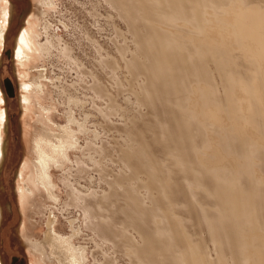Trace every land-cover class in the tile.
Returning a JSON list of instances; mask_svg holds the SVG:
<instances>
[{"label":"rangeland","instance_id":"obj_1","mask_svg":"<svg viewBox=\"0 0 264 264\" xmlns=\"http://www.w3.org/2000/svg\"><path fill=\"white\" fill-rule=\"evenodd\" d=\"M53 1L55 8L41 17L39 26L41 43L48 40L43 26H49L52 47L45 56L31 59L32 63L24 60L23 65L13 54L16 35L30 26L38 1L4 0L9 12L3 36L6 44L0 43V84L6 97L0 106L8 110L3 128L5 157L0 167L4 211L0 256L4 264H37L25 236L43 240L51 214L59 218L57 233L72 236L73 244L85 250L84 264H173L164 243H159L163 228L173 229V234L183 230L191 243L209 254L212 264H219L206 223V216L217 214V206L208 192L196 187L195 178L208 185L214 172L226 176L236 172L247 185L256 162H242L240 155L236 164L228 166L196 162L195 152L202 150L209 130L215 131L223 153L229 147V138L218 136L216 123L185 116L186 89L203 65L191 60L186 67L177 61L174 76L161 78L159 85L152 86L147 64H142L145 53L140 50V44L149 39L146 18L151 17H142L140 6L124 3L126 0H118L121 7L111 0ZM252 3L264 5V0ZM28 65L34 67L33 74L27 72L31 70ZM205 70L212 74L215 66L206 63ZM25 73L27 78L38 77L43 92L36 94L51 110L43 112L33 92V111H24L19 76ZM6 79L13 83L14 95L6 91ZM41 122L55 130L70 123L75 144H79L69 151L63 166L53 168L58 202L35 188L30 196L25 194L33 189L30 170L19 187L24 163L33 161L32 137ZM234 148L241 151L239 141ZM261 151L257 155L264 165ZM208 155L212 157L213 152ZM166 178L169 185L162 191ZM254 188L252 204L264 221V186L255 183ZM175 239L179 245L172 248L174 254L181 249V239ZM226 244L225 264H236L237 257Z\"/></svg>","mask_w":264,"mask_h":264},{"label":"bare ground","instance_id":"obj_2","mask_svg":"<svg viewBox=\"0 0 264 264\" xmlns=\"http://www.w3.org/2000/svg\"><path fill=\"white\" fill-rule=\"evenodd\" d=\"M36 1L38 2L34 6L37 10L30 26H25L16 35L13 54L23 65L24 60L32 63L31 59L45 56L52 47L49 26H43L48 37L46 43H41L39 26L41 17L50 11L49 8H55V2ZM111 3L121 7L118 0H111ZM124 3L140 6L142 17H151L146 18L149 22V39L140 44V50L145 53L142 64H147L152 86L159 85L157 81L161 78L173 77L177 61L186 67L191 65V60L203 65L186 89L185 116L216 123L218 136L229 138V147L223 153L215 131L209 130L202 150L195 152L196 162L228 166L236 164L239 155L242 162H256L251 170L256 179L250 175L247 185H243L236 177V172L230 176L222 172H212L214 176L208 185L202 184L203 180L198 178L195 181L198 183L196 187L208 192L217 206V214L206 216V223L211 231L210 235L213 236L218 263H226L223 244L227 243L228 251L237 257L236 264H264V221L257 216L252 204L253 194L257 192L254 184L260 183L264 186V165L257 155L260 150L264 153V5L251 4V0H126ZM7 9L4 0H0V43L8 21ZM3 44H6L5 40ZM235 52L240 57L234 55ZM237 58L241 63H238ZM206 63L215 66L214 73H206ZM28 67L31 70L27 72L33 74L34 67ZM18 72L23 70L18 67ZM24 75L19 76L20 105L24 111H33V92L34 97H37L38 107L43 112L51 110L52 106H45L39 99L40 95L36 94L43 92L37 81L38 77L27 78V73ZM43 76L47 77L45 69ZM142 93L147 94L143 91ZM5 102L6 97L0 84V104ZM39 115L45 117L44 113ZM49 116L46 118L52 120ZM7 120L8 110L0 106V167L5 157L3 128ZM72 121L73 118L69 120ZM41 123L40 130L32 137L33 161L30 163L25 160L23 170L19 173V181L30 170L29 184L33 189H27L29 192L25 194L30 196L35 188L40 193L45 191L48 198L58 202L53 168L57 165L63 166L69 160V151L79 144H75L77 139L70 123L58 125L57 130L45 122ZM25 139L28 143V139ZM236 141L240 142L241 151L234 148ZM208 152H213V156L209 157ZM176 162L180 163L181 158L178 157ZM207 173L211 171L208 170ZM167 180L162 184V191L163 187L165 189L169 185L170 180ZM19 187L21 188V181ZM23 197L28 200L27 195ZM3 213L0 204V226ZM174 220L181 226L180 219L174 217ZM58 224L59 218L51 214L47 221L48 231L43 240L33 241L25 236V243L31 254L37 257V264H84L87 258L85 250H80L73 244L72 236L58 234ZM181 231L182 233L173 234V229H160L162 234L159 232V243H164L170 261L173 264H212L209 254L200 251L196 244L191 243L189 236ZM27 232L28 228L25 226V233ZM178 237L181 239V249L174 254L171 250L179 245L175 239ZM0 264H4L1 256Z\"/></svg>","mask_w":264,"mask_h":264},{"label":"water","instance_id":"obj_3","mask_svg":"<svg viewBox=\"0 0 264 264\" xmlns=\"http://www.w3.org/2000/svg\"><path fill=\"white\" fill-rule=\"evenodd\" d=\"M5 87L9 95H14V88L10 79L5 80Z\"/></svg>","mask_w":264,"mask_h":264}]
</instances>
